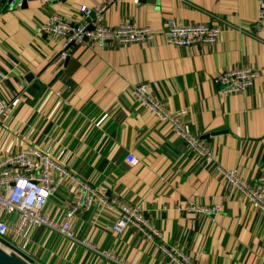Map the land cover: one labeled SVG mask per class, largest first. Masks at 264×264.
<instances>
[{"label":"crops","instance_id":"obj_1","mask_svg":"<svg viewBox=\"0 0 264 264\" xmlns=\"http://www.w3.org/2000/svg\"><path fill=\"white\" fill-rule=\"evenodd\" d=\"M0 11V159L37 148L105 197L137 207L161 235L136 225L117 234L119 207L82 205L70 220L78 240L44 226L16 232L18 213L0 209L9 224L4 242L34 264H173L163 247L199 264H264V213L218 171L234 169L249 183L264 174V28L257 0H116L104 24L135 22L163 33L170 20L224 27L217 42L175 46L154 41L88 42L64 54L62 39L43 31L53 14L81 19L80 5L103 0H27ZM259 72L245 92L224 94L219 76L237 68ZM145 82L165 109H186L185 128L211 156L200 157L134 95ZM80 196L70 178L43 213L65 220ZM209 209L201 213L190 206ZM218 205V210H213ZM143 227V226H142Z\"/></svg>","mask_w":264,"mask_h":264},{"label":"built area","instance_id":"obj_2","mask_svg":"<svg viewBox=\"0 0 264 264\" xmlns=\"http://www.w3.org/2000/svg\"><path fill=\"white\" fill-rule=\"evenodd\" d=\"M17 0L9 2L12 7ZM48 3L51 0H40ZM116 0H103L97 6L80 5L81 19L71 22L61 14H53L43 31L62 39L64 54L77 43L88 42L90 45L104 46L109 42L115 43H141L151 42L162 34L168 44L175 46H190L197 43L213 44L218 41L224 31L219 24H196L177 23L170 20L163 33H159L148 26H139L135 22H125L118 26L104 24V17L109 6ZM259 3V18L257 26L264 28V0H257ZM140 3V0H134ZM259 72L250 67L237 68L223 72L218 82L223 86L222 93H240L251 88ZM134 95L136 99L146 106L162 122L171 123L173 130L183 138L192 153L200 157L211 156L207 145L198 137L189 133L185 128L186 109L169 111L158 101L151 92L148 83L142 82L135 86ZM7 112V105L0 102V121ZM218 171L225 179H228L240 192L255 206L264 213V174L260 175L256 183L245 181L236 170L219 167ZM70 178L80 189L79 199L65 211V220L56 221L43 213V208L61 186L65 178ZM99 203L105 209L119 207V214L114 219L112 227L117 234H122L131 225L140 227L141 230L161 235L150 226L141 215L137 207H132L121 202L118 198L105 197L99 190L74 175L70 169L58 163L53 156L46 151L31 148L29 151H19L6 155L0 159V209L8 213H18L16 232L21 233L26 226H44L56 231L66 238L74 239L83 245L95 249L87 240H78L70 225V220L80 206H92ZM218 210L219 206L213 207ZM189 210L196 213L209 209L196 205L190 206ZM143 226V227H142ZM9 224L0 219V240L4 241L9 233ZM169 253L173 264H199L189 254L163 247ZM102 255L119 264V261L111 252L99 251Z\"/></svg>","mask_w":264,"mask_h":264},{"label":"water","instance_id":"obj_3","mask_svg":"<svg viewBox=\"0 0 264 264\" xmlns=\"http://www.w3.org/2000/svg\"><path fill=\"white\" fill-rule=\"evenodd\" d=\"M12 0H0V11L9 7V2ZM27 0H17L13 6L17 4L26 6ZM12 6V7H13ZM0 264H34L23 257L15 249L11 248L4 241L0 240Z\"/></svg>","mask_w":264,"mask_h":264}]
</instances>
